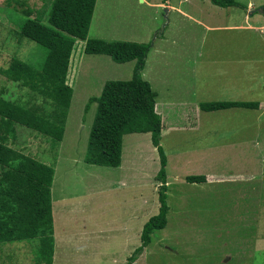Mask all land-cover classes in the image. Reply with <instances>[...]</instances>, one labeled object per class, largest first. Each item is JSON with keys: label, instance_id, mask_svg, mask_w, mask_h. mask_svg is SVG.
I'll list each match as a JSON object with an SVG mask.
<instances>
[{"label": "rangeland", "instance_id": "1", "mask_svg": "<svg viewBox=\"0 0 264 264\" xmlns=\"http://www.w3.org/2000/svg\"><path fill=\"white\" fill-rule=\"evenodd\" d=\"M236 1L247 10L209 0H97L90 39L151 44L143 78L158 95L165 127L168 224L134 264H264V0ZM50 2L0 0V68L13 59L43 64L46 51L22 39L21 28L25 12H47ZM84 46L76 45L71 61L73 98L60 147L19 126L27 134L17 150L55 169L54 264H127L159 213L160 157L151 136L134 134L124 137L118 169L85 163L97 110L93 104L85 113L89 99L107 82L130 81L136 62L123 70ZM0 96L52 111L51 101L3 76ZM218 102L260 108L200 109ZM174 126L198 129L169 131ZM189 175L209 179L190 184ZM38 248V240L0 245V264H37Z\"/></svg>", "mask_w": 264, "mask_h": 264}, {"label": "trees", "instance_id": "2", "mask_svg": "<svg viewBox=\"0 0 264 264\" xmlns=\"http://www.w3.org/2000/svg\"><path fill=\"white\" fill-rule=\"evenodd\" d=\"M206 1V0H202ZM214 6L247 10L236 0H209ZM47 12L28 10L21 28V38L46 51L42 65L35 67L13 59L0 76L28 89L52 104V111L43 107L16 102L0 96V245L39 241L37 264H54L55 237L52 187L55 169L44 165L7 144L22 126L52 140L57 149L65 137L66 124L73 98L69 85L71 61L76 45L85 44L84 52L108 56L116 64L136 62L130 81H110L99 97L89 99L85 113L93 104L96 114L90 130L85 163L91 166L118 169L122 164L123 140L134 134H150L160 157L159 213L143 227L141 246L127 264H134L152 243V235L168 224V157L161 145L163 123L157 113V93L143 78L151 44L106 42L90 39L89 31L97 0H51ZM46 12V14H45ZM32 15H37L35 18ZM264 15V8H262ZM259 110V103L218 102L200 105L204 112L230 109ZM6 137V138H5ZM6 139V140H5ZM190 184H203V176L187 177Z\"/></svg>", "mask_w": 264, "mask_h": 264}, {"label": "crops", "instance_id": "3", "mask_svg": "<svg viewBox=\"0 0 264 264\" xmlns=\"http://www.w3.org/2000/svg\"><path fill=\"white\" fill-rule=\"evenodd\" d=\"M140 2L141 3H145L146 2V0H140ZM168 2V1H167ZM159 6H161L160 8H163L165 5H159ZM167 8H174V7H171V6H169L168 5V7ZM95 16V15H94ZM93 19H94V17H93ZM92 22H93V20H92ZM150 34V33H149ZM141 39V38H140ZM139 39V40H140ZM134 42H138V43H142V42H140V41H135L134 40ZM131 63H133V62H131ZM128 64V63H127ZM127 64H124V66H119L118 65V68H121V69H123V70H125L126 68H127ZM145 70H146V68H145ZM131 71H132V69H131ZM144 73V72H143ZM144 76V75H143ZM152 86V85H151ZM104 87V86H103ZM102 93V92H101ZM157 105H158V102H157ZM156 110H157V106H156ZM196 112H198V110H196ZM157 113L158 114H160V111L159 110H157ZM197 125V124H196ZM191 126V125H190ZM190 126H185V127H180V128H178V127H172V128H170L169 129V131H171V132H173V131H177V130H188V131H193V130H197L198 129V126H199V123H198V126L196 127V128H192V127H190ZM192 126H193V124H192ZM165 130V127L163 126V130H162V135H163V131ZM26 132L25 131H22V130H19V132L17 133V134H14V135H11V136H9L8 138H7V144L10 146V147H12V148H14L15 150H17V147L19 146L18 144H19V142L21 141V140H23V139H25V136H26ZM145 135H149V136H151L150 134H145ZM36 137H38V135H36ZM6 138V137H5ZM6 140V139H5ZM202 175H204V174H202ZM187 177H190V175L189 176H185V177H183V179L185 180ZM204 177V176H203ZM206 178V181L209 179V176L208 177H205ZM210 179H212V176H210ZM169 183V182H168Z\"/></svg>", "mask_w": 264, "mask_h": 264}]
</instances>
